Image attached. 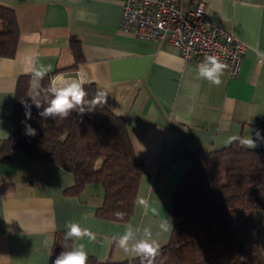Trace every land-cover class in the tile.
Masks as SVG:
<instances>
[{
    "label": "crops",
    "instance_id": "obj_1",
    "mask_svg": "<svg viewBox=\"0 0 264 264\" xmlns=\"http://www.w3.org/2000/svg\"><path fill=\"white\" fill-rule=\"evenodd\" d=\"M200 1L208 22L246 45L238 74L231 77L224 70L219 86L198 79L197 57L185 60L167 39L122 30L124 0H0L13 9L18 27L14 54L0 55V142L13 129L18 78H29L30 96L39 92L43 79L30 74L39 62L33 67L26 60L38 53L41 63L52 65L53 72L45 76L56 87L72 83L79 72L96 91L107 92L105 105L124 116L142 162L136 200L145 197L159 213L154 216L135 201L126 221L100 218L96 210L103 202L101 182L71 191L70 171L13 150L9 161L0 158V264H52L62 252L54 248L72 222L90 228L95 240H71V246L84 243L88 256L101 261L135 256L110 242L113 234L130 227L131 246L148 239L144 230L151 228V238L157 239L156 225L167 218L172 229L161 233L162 246L173 230V192L189 166L185 154L228 145L233 136L255 139L256 130L264 136V57L257 55L264 52V0H181V9ZM73 38L79 42V57L70 48ZM261 144L264 141H258ZM257 223L264 250V211Z\"/></svg>",
    "mask_w": 264,
    "mask_h": 264
},
{
    "label": "trees",
    "instance_id": "obj_2",
    "mask_svg": "<svg viewBox=\"0 0 264 264\" xmlns=\"http://www.w3.org/2000/svg\"><path fill=\"white\" fill-rule=\"evenodd\" d=\"M17 38L14 11L0 3L1 56L14 54ZM70 48L80 56L77 39L71 40ZM28 88L29 78L19 77L13 129L0 142V158L9 161L12 151L19 150L29 158L54 162L73 174L71 191L101 182L103 202L96 215L128 220L144 170L124 116L104 104L84 113L74 109L66 119L42 118L39 112L53 98L49 76L43 78L37 95L30 96ZM85 90L89 100L97 93L92 83ZM26 107L30 119L25 116ZM25 124L36 129L35 136L25 134ZM185 157L189 166L173 192V230L153 264H264L257 223L264 211V144L248 149L233 141L219 148L191 150ZM118 211L126 215L117 218ZM70 241L62 237L55 252L66 250L65 246L70 249ZM87 264H147V260L137 255L117 261L88 256Z\"/></svg>",
    "mask_w": 264,
    "mask_h": 264
},
{
    "label": "clouds",
    "instance_id": "obj_3",
    "mask_svg": "<svg viewBox=\"0 0 264 264\" xmlns=\"http://www.w3.org/2000/svg\"><path fill=\"white\" fill-rule=\"evenodd\" d=\"M256 51V49H253ZM257 55L264 57V52L257 51ZM27 63L34 67V62H39V67L35 68L31 72V78L37 77L43 79V77L49 73L53 72V67L51 64L41 63L39 60L38 53H31L26 56ZM226 65L222 63L216 56L209 55L206 56L198 65L197 68V78L208 81L209 83L219 86L222 83L221 77L223 75ZM89 81L86 76L82 73H77V77L72 83L56 87L55 81L50 82V91L53 94V98L49 101L48 106L39 112L42 118H68L74 109H78L80 113H84L86 110L91 111L96 108L97 105H104L106 102L107 92L104 90L97 91L94 98L91 100L86 99L87 92L85 90V85ZM37 107L40 105L37 104ZM26 118H31L30 109L26 107L25 111ZM25 134L29 136L36 135V129L32 128L30 124H25ZM255 139L252 136H233L230 138L229 142L236 141L240 145L252 149L258 146V141H264V136H261L259 130L255 131ZM136 203L139 207L150 210L154 216L159 215L157 209L151 208L148 201L143 196H138ZM117 218H123L126 213L123 211H118L115 213ZM67 231L64 233V239L67 241L69 239L73 241L84 240L87 238L89 241L95 240V234L90 228H82L79 223H68L66 225ZM172 229L171 222L169 219L165 218L161 220L156 225L157 239H152L151 228H145V235L148 239H141L133 244H129L130 240L133 239V232L129 227L122 234H113L110 242L115 243L126 253H132L141 258L147 260V264H153V259L158 254L160 245L159 237L162 232H167ZM45 246H49L50 241H44ZM66 250L62 251L52 262V264H87L88 253L86 251V246L84 243H73L70 249L65 246Z\"/></svg>",
    "mask_w": 264,
    "mask_h": 264
},
{
    "label": "built area",
    "instance_id": "obj_4",
    "mask_svg": "<svg viewBox=\"0 0 264 264\" xmlns=\"http://www.w3.org/2000/svg\"><path fill=\"white\" fill-rule=\"evenodd\" d=\"M205 9L203 1L182 11L181 0H124L120 24L122 30L137 37L167 39L185 60L195 56L200 64L214 55L234 77L246 45L230 31L208 22Z\"/></svg>",
    "mask_w": 264,
    "mask_h": 264
}]
</instances>
